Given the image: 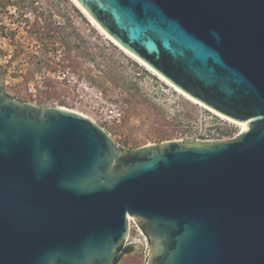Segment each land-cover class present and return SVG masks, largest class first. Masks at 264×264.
I'll return each instance as SVG.
<instances>
[{"label": "water", "instance_id": "95a60500", "mask_svg": "<svg viewBox=\"0 0 264 264\" xmlns=\"http://www.w3.org/2000/svg\"><path fill=\"white\" fill-rule=\"evenodd\" d=\"M117 43L239 124L230 141L121 148L0 83V264H264V0H76Z\"/></svg>", "mask_w": 264, "mask_h": 264}, {"label": "rangeland", "instance_id": "374dc122", "mask_svg": "<svg viewBox=\"0 0 264 264\" xmlns=\"http://www.w3.org/2000/svg\"><path fill=\"white\" fill-rule=\"evenodd\" d=\"M0 83L19 101L88 116L124 149L242 132L124 53L72 0H0ZM128 237L118 264H144L145 235Z\"/></svg>", "mask_w": 264, "mask_h": 264}, {"label": "bare ground", "instance_id": "6f19581e", "mask_svg": "<svg viewBox=\"0 0 264 264\" xmlns=\"http://www.w3.org/2000/svg\"><path fill=\"white\" fill-rule=\"evenodd\" d=\"M79 8H80V10L86 15V17H88L89 19H90V21L93 23V25H95L102 33H103V35L104 36H106L107 37V39H109V40H111L115 45H117L124 53H126L127 55H129L131 58H133V59H135L136 61H138L140 64H142L144 67H146V68H148L150 71H152L153 73H155L156 75H158V76H160L159 74H157L155 71H153L151 68H149L143 61H141L139 58H137L135 55H133L132 53H130L128 50H126L124 47H122L119 43H117L109 34H107L94 20H93V18L85 11V9L76 1V0H72ZM160 78L165 82V83H167L169 86H171V87H173L174 89H176V91H178L179 93H181V94H184L183 92H181L180 90H178L177 88H175L173 85H171L168 81H166L164 78H162L161 76H160ZM185 95V94H184ZM185 96H187V95H185ZM188 97V96H187ZM188 99H190L192 102H194V103H196V104H199L200 106H202V107H204V108H206V109H208V110H210L209 108H207V107H205V106H203L202 104H200V103H198V102H196L195 100H193L192 98H190V97H188ZM59 108H62L63 110H68L69 112H74L75 114H78V115H80V116H83V117H85V118H88L89 120H90V118L88 117V116H86V115H84V114H82V113H80V112H78V111H76V110H72V109H67V108H64V107H59ZM211 112H213V113H216V112H214V111H212V110H210ZM217 114V113H216ZM217 115H219V114H217ZM220 116H222V115H220ZM222 117H224V116H222ZM224 119H226V120H228V121H231V122H233L232 120H230V119H228V118H226V117H224ZM91 121H93V120H91ZM94 122V121H93ZM95 123V122H94ZM248 122L247 123H242L241 124V126H242V131L245 129V128H247L248 127ZM128 222H129V226H131L134 222H135V220H134V218H132V217H128Z\"/></svg>", "mask_w": 264, "mask_h": 264}, {"label": "trees", "instance_id": "16d2710c", "mask_svg": "<svg viewBox=\"0 0 264 264\" xmlns=\"http://www.w3.org/2000/svg\"><path fill=\"white\" fill-rule=\"evenodd\" d=\"M130 250H131V248H123V246H121V247L119 248V252H118L117 257L115 258V262H114V264H118L119 261H120V259H121V255H122L123 253H128V252H130Z\"/></svg>", "mask_w": 264, "mask_h": 264}, {"label": "built area", "instance_id": "2783aa9c", "mask_svg": "<svg viewBox=\"0 0 264 264\" xmlns=\"http://www.w3.org/2000/svg\"><path fill=\"white\" fill-rule=\"evenodd\" d=\"M135 229L137 232H139L141 235H143V233H142V231H141V228L140 227H138V225L136 224V222H134L131 226H129V231L131 230V229ZM129 238V237H128ZM146 239V238H145ZM147 240V239H146Z\"/></svg>", "mask_w": 264, "mask_h": 264}]
</instances>
